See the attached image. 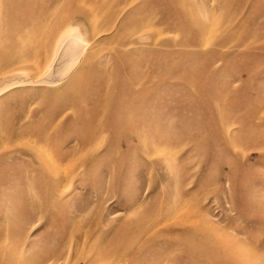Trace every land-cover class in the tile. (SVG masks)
Masks as SVG:
<instances>
[{"label":"rangeland","instance_id":"rangeland-1","mask_svg":"<svg viewBox=\"0 0 264 264\" xmlns=\"http://www.w3.org/2000/svg\"><path fill=\"white\" fill-rule=\"evenodd\" d=\"M0 139V264H264V0H0Z\"/></svg>","mask_w":264,"mask_h":264},{"label":"bare ground","instance_id":"bare-ground-1","mask_svg":"<svg viewBox=\"0 0 264 264\" xmlns=\"http://www.w3.org/2000/svg\"><path fill=\"white\" fill-rule=\"evenodd\" d=\"M80 37L77 29L70 28L67 30L56 47L54 57L46 69L44 77L39 79L38 82L56 84L64 78L70 70L67 69L70 63L77 61L84 50L86 42L81 40Z\"/></svg>","mask_w":264,"mask_h":264}]
</instances>
